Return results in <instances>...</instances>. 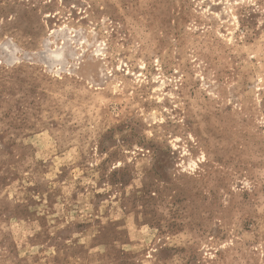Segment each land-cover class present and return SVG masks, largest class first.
Here are the masks:
<instances>
[{
  "label": "rangeland",
  "instance_id": "obj_1",
  "mask_svg": "<svg viewBox=\"0 0 264 264\" xmlns=\"http://www.w3.org/2000/svg\"><path fill=\"white\" fill-rule=\"evenodd\" d=\"M0 264H264V0H0Z\"/></svg>",
  "mask_w": 264,
  "mask_h": 264
}]
</instances>
